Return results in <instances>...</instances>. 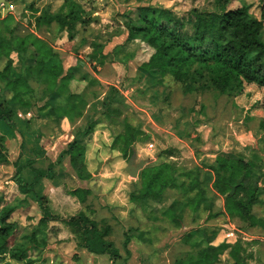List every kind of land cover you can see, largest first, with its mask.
<instances>
[{"label":"trees","instance_id":"obj_1","mask_svg":"<svg viewBox=\"0 0 264 264\" xmlns=\"http://www.w3.org/2000/svg\"><path fill=\"white\" fill-rule=\"evenodd\" d=\"M12 1L5 0L2 6L6 8L12 5ZM232 1L214 0V9L193 8L187 18L178 16L172 9L151 5H138L124 11L120 15V25L126 31L123 45L138 41L151 49L147 60L136 66V72L156 80L158 84L170 77L181 84L183 94L200 95L216 91L233 100L236 108L240 105L236 100L247 102L257 93L252 86L264 89V0L259 6L258 17L252 16L250 6L243 3L228 8ZM27 9L33 16V22H30L33 29L54 25L59 33H66L68 40L75 38L79 26L85 27L95 21L86 13L83 4L76 0H64L54 12L48 8L39 10L33 2L27 5ZM12 18L7 14L0 21V126L4 129L17 128L11 105L28 109L32 118L46 119L55 126L61 118L68 121L82 118L89 101L84 93L93 92L100 86L99 81L87 75L83 78L85 86L81 90H73V69H65L52 44L34 32L18 33L17 25L9 26ZM81 42L84 44L86 40L81 38ZM90 46L93 55L89 56V60L104 64L107 58L100 56L103 45ZM12 54L21 64L19 72L13 66ZM126 57L129 58V54L121 56L123 61ZM260 92L261 98H251L250 106L257 101L264 105V91ZM43 98L46 101L38 105ZM241 106L245 107L244 104ZM110 108L111 103L107 102L103 111L105 118L120 116L119 109ZM244 112L247 114L245 119H250L249 112ZM98 122L89 121L79 128L63 151L79 180L92 178L86 164V147L79 138L88 135ZM123 122L124 131L114 138L110 147L114 149L120 145L121 157L128 160L139 133L125 117ZM258 129H264V117L259 119ZM6 139L5 134L0 135V166L9 163ZM262 153L253 150L245 155L230 151L217 155L212 163L202 161L191 168L180 169L169 159V155L162 152L158 158L164 154L165 160L146 162L138 170L132 181L135 188L129 193V201L140 208L153 210L156 204L169 197V203L160 208V216L155 218L166 220L175 228L182 225L188 213L192 221L202 214L206 215V220L224 215L241 222L248 229L264 228V217L253 212L255 206L264 205V186L260 185L264 176ZM34 163V159L24 165L14 163V182L21 194L16 203H9L0 193V264H44V252L50 241L58 236L57 228L49 225L55 222L63 223L70 229L79 248L95 255L106 254L111 264H115L120 255L108 241L111 226L97 224L83 211L70 216L53 213L48 198L35 189L49 171L32 167ZM52 166L49 164L47 170H51ZM25 167L33 173L29 181L22 177ZM240 177L242 181L237 185ZM233 186L235 190L231 194ZM67 194L84 203L91 191L76 188L67 190ZM29 201L37 205L40 217L34 226L23 232L12 216ZM218 202L221 204L218 205ZM218 233V229L207 226L190 229L181 238L182 243L190 247L188 257L176 264H217L224 254L232 264H250L246 261L240 240L228 242L225 237L227 239L215 244ZM138 236L143 239L142 233ZM131 239L130 235L124 234L125 252Z\"/></svg>","mask_w":264,"mask_h":264},{"label":"rangeland","instance_id":"obj_2","mask_svg":"<svg viewBox=\"0 0 264 264\" xmlns=\"http://www.w3.org/2000/svg\"><path fill=\"white\" fill-rule=\"evenodd\" d=\"M76 1L83 4L86 13L95 21L85 27L79 26L72 40L67 39L65 32L59 33L54 25L50 28L33 29L30 24L33 22V16L27 9V0H13L12 5L6 8L0 4V21L7 14L12 15L9 26L17 25V32H34L48 40L59 53L65 67L70 62L80 66L71 82L73 90H81L85 86L83 78L87 75L100 83L93 92L88 95L84 93L89 101L82 118L62 123L60 121L55 126L46 119L27 122L16 110L14 121L17 128L4 129L0 126V135L5 134L7 138L9 157V163L0 166V193L9 203H16L21 194L14 182V163L24 165L34 159L32 167L49 171L47 177L36 184L35 189L48 198L53 213L70 216L83 211L97 224L111 226L112 232L108 241L118 249L120 255L115 264H176L178 260L188 257L187 250L190 249L188 244L182 243V236L196 226L218 229V236L221 235L219 241L225 237L231 239V234L236 238L235 235L241 236L245 233L247 240L237 239L243 243L246 261L250 264H264V228L248 229L241 222L224 215L206 220V215L202 214L200 218L192 221L190 213L185 215L182 225L175 228L168 221L155 218L160 216V208L169 203V197L165 198L164 204H156L153 210L128 203L129 193L135 188L132 184L135 179L127 171V168L132 170L141 161L158 163L165 160L164 154L158 158L162 152L169 155V159L180 169L199 165L204 161L203 158L207 161L212 159L207 155L219 152L214 147L215 139L219 135L223 140L232 141L229 144L232 148L228 151L249 155L253 150H257L264 155V129H258V121L264 117V105H260L258 101L249 105L251 98H261L260 91L264 89L252 86L258 94L247 102L240 103L238 108L232 104L233 100L221 96L216 91L200 95L183 94L181 84L174 82L170 77L158 84L156 80L145 78L136 72V66L151 54L149 49L141 52L139 42L127 48L129 58L126 57V61L121 58L124 52L118 49H115L111 57L109 52L107 55L103 54L102 49L100 56L105 55L107 58L104 65H92L95 60L88 61V57L93 55L90 44H101L104 48L109 37L123 30L120 15L124 11L138 5H151L172 9L178 16L187 18L193 8L214 9V0H98V3L97 0ZM262 1L233 0L228 8L243 3L250 6L252 16L258 17ZM63 2L64 0H34L33 3L34 6L42 5L39 9L48 8L54 12ZM107 6L109 12L105 10ZM81 38H84L86 43L82 44ZM12 57L16 70H21V64L16 61L14 54ZM119 63L122 65H118ZM112 64L117 66L116 70ZM45 101L46 98H43L38 105H43ZM107 102L111 103V108L119 109L120 116H111L109 119L104 117L103 111ZM243 104L245 107L241 106ZM246 107H250L252 111ZM244 111L249 112L250 119H245L247 114ZM124 117L139 133L128 160L114 151L120 149V145L114 149L110 147L113 138L124 131ZM89 121H99L88 136H80L87 146L86 164L92 179L80 186L89 188L91 195L86 202L80 203L67 194V190L77 187L78 179L68 165V157L63 151L76 136L79 128ZM49 164L53 165L51 170H47ZM32 176L30 169L25 167L22 177L29 181ZM263 183L264 180L261 181V184ZM219 204L221 202H218ZM253 212L264 217V205L255 206ZM39 217L37 205L29 201L28 205L14 212L12 219L18 222L19 228L24 232L34 226ZM49 225L57 228L58 236L50 241L44 252V264H111L106 254L95 257L78 249L75 236L63 223ZM140 233L143 239L138 236ZM124 234L132 237L127 245V252L123 249ZM217 264L232 262L224 254Z\"/></svg>","mask_w":264,"mask_h":264},{"label":"crops","instance_id":"obj_3","mask_svg":"<svg viewBox=\"0 0 264 264\" xmlns=\"http://www.w3.org/2000/svg\"><path fill=\"white\" fill-rule=\"evenodd\" d=\"M34 2V0H27V2H28V4L29 3H31V2ZM105 2H107V1H105ZM97 3H98V0H97ZM35 8H37V9H39V8H41L42 7V5H35L34 6ZM39 7V8H38ZM109 7L107 6V8L105 9L106 11H110L109 9H108ZM40 10V9H39ZM31 12V11H30ZM25 13H27V10L25 9ZM95 13H97L98 14V12H95ZM122 28V27H121ZM26 30V29H25ZM30 30V29H29ZM33 31V30H32ZM29 31H26V32H24V33H22V31H19L18 33H20V34H26V33H28ZM125 39H126V31L124 30V28H123V30L120 32V33H117V34H113L111 37H109L108 38V41H107V45L106 46H104V48H103V54H108V52L109 53H111V54H109L110 55V57L112 56V55H114V52H115V49H116V47H118L119 49L121 48V50L124 52V54L123 55H126L128 52H127V48L129 47V46H131L132 44H134V43H136V42H138V41H134V42H129V43H127V44H125V45H123V43H124V41H125ZM139 48H141V52H143L144 50H147V49H149V50H151L149 47H147V46H145L143 43H141V42H139ZM144 46V47H143ZM114 50V51H113ZM127 52V53H126ZM14 56L16 57V55L14 54ZM149 56V55H148ZM11 58L13 59V57H12V55H11ZM16 59V61L18 62V60H17V58H15ZM147 60V59H146ZM88 61H89V57H88ZM13 62H14V60H13ZM107 62V59L104 61V64ZM20 64V63H19ZM104 64H102V65H104ZM63 65H64V62H63ZM92 65H99V64H97L96 62H93L92 63ZM118 65H122V64H118ZM14 66V65H13ZM64 67H65V65H64ZM68 67H71L72 69H73V72H74V75L76 74V71H79V69H80V66H77V64H75V63H73V62H70V63H68V65L65 67V69L66 68H68ZM112 67H113V69H117V66L116 65H113L112 64ZM15 68V67H14ZM16 69V68H15ZM16 71H18V70H16ZM19 72V71H18ZM145 78H147V77H145ZM0 95H1V93H0ZM94 101H96V99L94 98ZM2 103V99H1V97H0V104ZM236 103L239 105L240 104V102H238L237 100H236ZM232 104H233V101H232ZM11 108L12 109H14V116H15V112H16V110H17V112L19 113L18 115H20V117H23V118H25L26 119V121L27 122H29V121H35V120H37V119H41V120H43L42 118H34V119H31V113H30V111L28 110V109H25V108H20V107H18L17 105L16 106H13V105H11ZM247 108V107H246ZM251 110V109H250ZM252 111V110H251ZM14 116H13V119H14ZM60 121H61V123L63 122V121H67V119L66 118H61L60 119ZM59 121V122H60ZM18 127L20 128L21 126L20 125H18ZM207 131H209V130H207ZM208 133V132H207ZM120 133H118L117 135H119ZM116 135V136H117ZM86 136H88V135H86ZM86 136H84V137H86ZM115 136V137H116ZM114 137V138H115ZM114 138H113V140H114ZM79 139H81V137L79 138ZM80 141H82V139L80 140ZM215 141H216V144H215V150H219V152H217L216 154H214V155H207V157H212V159H209V161H207L205 158H203L202 160H204V161H206V162H208V163H212L213 161H214V159H215V157L217 156V155H219V154H225L224 152L225 151H228L229 149H231L232 148V146L231 145H229L232 141H230V140H223L222 139V137L219 135L218 137H216V139H215ZM83 142V144L85 145V143H84V141H82ZM113 142V141H112ZM112 144V143H111ZM85 147H86V153H87V146L85 145ZM115 152H117V153H119L120 155H121V153L119 152V150L118 149H115L114 150ZM230 151H228L227 153H229ZM226 153V154H227ZM198 154H200V152L199 153H197V155ZM85 157H86V154H85ZM146 162L148 163V161L146 160ZM4 165H6V164H4ZM68 165L70 166V164H69V161H68ZM100 165H102V163H100ZM100 165H97V166H100ZM1 166H3V165H1ZM70 168H71V166H70ZM98 169H99V167H98ZM71 170L73 171V169L71 168ZM74 172V171H73ZM263 172H264V164H263ZM75 174V173H74ZM78 179V178H77ZM92 179V178H91ZM91 179H89V180H91ZM89 180H79L78 179V185H77V187H75L74 189H76V188H85V189H87V187H82V186H80V184H85V182L86 181H89ZM262 180H264V176H263V178L261 179V181ZM261 181H260V185L261 186H264V183L263 184H261ZM89 189V188H88ZM128 203H130L131 205H135V206H137L136 204H134V203H132V202H130L129 201V198H128ZM138 207V206H137ZM56 223V222H55ZM51 226V225H50ZM53 226V225H52ZM231 231V230H230ZM246 234L244 233L243 235H241V236H237V235H235L236 236V238L234 237V234H231V239H228V242H233L234 240H236L237 238H240V239H242V240H247V239H245V236ZM220 236L221 235H219V236H217L218 237V241L216 242V240H215V244H217V243H219V242H221V241H219L220 240ZM227 236V235H226ZM227 238H229V237H227ZM217 239V238H216ZM223 240V239H222ZM243 242H245V241H243ZM76 247L78 248V249H80V250H83V251H85L86 253H88V254H91V255H94L95 257H97V256H100V255H95V254H92V253H89L87 250H85V249H82V248H79L78 246H77V244H76Z\"/></svg>","mask_w":264,"mask_h":264},{"label":"water","instance_id":"obj_4","mask_svg":"<svg viewBox=\"0 0 264 264\" xmlns=\"http://www.w3.org/2000/svg\"><path fill=\"white\" fill-rule=\"evenodd\" d=\"M3 4L5 3V0H0V4ZM132 161V159L130 160V162ZM146 161H141L139 164H137L132 170L128 169L127 168V171L129 172V175L132 176V177H136L137 176V172L139 169L143 168V166L145 165ZM242 181V177H240L238 180H237V185H239ZM234 190H235V187L233 186L231 188V191L230 193L233 194L234 193Z\"/></svg>","mask_w":264,"mask_h":264},{"label":"built area","instance_id":"obj_5","mask_svg":"<svg viewBox=\"0 0 264 264\" xmlns=\"http://www.w3.org/2000/svg\"><path fill=\"white\" fill-rule=\"evenodd\" d=\"M150 148H152V144H150Z\"/></svg>","mask_w":264,"mask_h":264}]
</instances>
